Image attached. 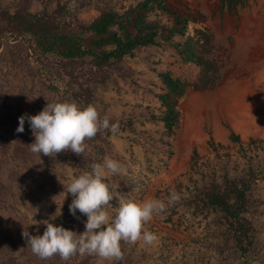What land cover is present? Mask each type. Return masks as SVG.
<instances>
[{
  "label": "rangeland",
  "instance_id": "rangeland-1",
  "mask_svg": "<svg viewBox=\"0 0 264 264\" xmlns=\"http://www.w3.org/2000/svg\"><path fill=\"white\" fill-rule=\"evenodd\" d=\"M57 2L66 5L71 22L87 24L106 6L118 9L131 0H0V12H12L20 5L30 12L43 8L52 12ZM182 3L202 16V24L190 25L189 31L205 27L211 33L220 79L213 89H188L178 100L180 123L170 139L160 122L149 120L159 108L157 95L163 87L159 74L168 71L174 78L193 82L200 73L196 65L184 63L172 46L141 49L117 68L94 73L85 66L62 67L53 56L37 58L28 36L0 39V264H115V259L94 254H77L67 261L59 255L41 259L22 236L24 231L43 235L45 226L39 222L56 212L61 214L54 225L83 233L87 216L78 210L76 216L70 213L73 197L65 187L106 157L125 169L105 179L113 195L138 202H166L172 191L180 196L179 202L144 225L158 236L152 245L143 240L121 242L128 264H264V179L252 186L247 217L254 241L245 260L218 215L195 213L186 201L194 185L203 181L190 171L193 153L215 162L210 140L223 146L219 154L231 176L242 174L249 164L259 166L264 175V150L248 160L228 139L232 130L245 145L252 140L264 143V0H249L233 10L220 0ZM68 88L82 92L101 119L117 124L118 131L110 132L97 147L86 140L81 156L71 151L55 156L32 153L29 145L35 138L27 119L24 132H16L19 117L37 115L47 103L73 102L63 93ZM127 120L132 128L121 130L119 124ZM66 157L85 166L73 168ZM110 203L118 206L116 198ZM107 211L114 219V209Z\"/></svg>",
  "mask_w": 264,
  "mask_h": 264
},
{
  "label": "trees",
  "instance_id": "trees-1",
  "mask_svg": "<svg viewBox=\"0 0 264 264\" xmlns=\"http://www.w3.org/2000/svg\"><path fill=\"white\" fill-rule=\"evenodd\" d=\"M248 1L220 0L228 10L244 7ZM200 18L201 14L191 11L182 0H131L127 6L118 9L106 6L87 24L71 22L66 5L60 2L52 12L45 8L30 12L25 5H20L12 12H0V39L6 37L16 41L28 36L30 49L37 58L53 56L62 67L85 66L94 73L117 68L125 58L135 56L141 49L163 44L172 46L184 63L196 65L200 73L193 82L174 78L168 71L159 74L163 85L157 95L159 108L157 113H150L149 120L160 122L164 135L170 139L180 123L178 100L188 89L211 90L220 79L211 33L205 27H194L192 32L189 31L190 25L202 24ZM49 88L57 91L53 85ZM63 93L81 108L90 104L80 91L68 88ZM119 127L128 130L132 123L127 120ZM109 135L110 131L102 130L89 141L97 147ZM228 139L240 146L241 156L248 160L256 158L264 150L262 142L252 140L243 144L232 130H229ZM165 144L170 146L169 141ZM209 146L214 152L215 162L204 161L196 152L191 158L190 171L199 174L203 181L194 185L186 199L187 206L192 207L195 213L213 212L218 215V221L231 235L235 248L245 260L254 241V229L247 217L252 186L264 179L263 170L249 164L242 174L231 176L219 154L223 146L211 140ZM66 158L73 168L85 166L79 159ZM121 249L123 258L116 260L115 264H128L125 245H121Z\"/></svg>",
  "mask_w": 264,
  "mask_h": 264
},
{
  "label": "clouds",
  "instance_id": "clouds-1",
  "mask_svg": "<svg viewBox=\"0 0 264 264\" xmlns=\"http://www.w3.org/2000/svg\"><path fill=\"white\" fill-rule=\"evenodd\" d=\"M27 119L34 136V142L29 145L34 154L55 156L57 153L71 151L81 156L86 149V140L93 139L98 132L108 130L115 134L117 124L109 123V119H101L96 106L88 104L81 108L75 102L47 103L37 115L19 117L17 133L24 132ZM125 169L118 162L105 158L103 163H93L91 171H84L72 179L65 187L67 194L73 199L69 211L76 216L77 210L87 216L85 231L77 234L63 226H56V213L39 223L45 226L43 235H31L28 231L22 236L32 253L41 259L59 255L67 261L74 255H97L107 260H121L123 252L121 242L135 244L143 240L152 245L158 240L155 233L145 230L144 225L152 220L154 215L166 211L167 207L180 200V196L172 191L167 201L149 199L138 202L113 195L108 183L109 174L118 175ZM114 198L118 206L110 203ZM107 209H114V219ZM111 221V222H110Z\"/></svg>",
  "mask_w": 264,
  "mask_h": 264
}]
</instances>
